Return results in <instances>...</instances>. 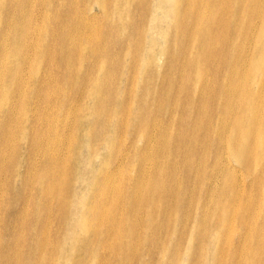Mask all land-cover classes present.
Wrapping results in <instances>:
<instances>
[{
	"label": "rangeland",
	"instance_id": "rangeland-1",
	"mask_svg": "<svg viewBox=\"0 0 264 264\" xmlns=\"http://www.w3.org/2000/svg\"><path fill=\"white\" fill-rule=\"evenodd\" d=\"M238 6L0 0V264H264L260 19L199 76Z\"/></svg>",
	"mask_w": 264,
	"mask_h": 264
},
{
	"label": "bare ground",
	"instance_id": "bare-ground-1",
	"mask_svg": "<svg viewBox=\"0 0 264 264\" xmlns=\"http://www.w3.org/2000/svg\"><path fill=\"white\" fill-rule=\"evenodd\" d=\"M243 15H255L260 19L261 22V28L257 32V38L256 42L264 35V10L258 8L256 10H249L247 8H243L238 6V9L236 10V16L232 22L231 28L230 25H226L223 28H221L218 31V37H216L217 32L214 28V18L208 23L207 25V31L204 38V45L201 50V55L198 54V60L200 61V66L202 69H200L199 76L202 73L210 74L208 69L204 67L206 62H209L210 64H216V61L213 60L214 55L219 52L222 48L226 46V44H235L238 45L241 42V45L238 49V54L242 57H246L248 54H250L254 47L252 42L250 41V38H245V36L248 33V36L251 37L257 30L258 25L254 24L253 21H248L246 24H243L241 22V17ZM253 25V26H252ZM224 31L226 33L227 39L220 42L221 32ZM192 34L194 37H196V33L192 31ZM243 40V41H242ZM263 48H264V39H263ZM264 69V66H263ZM217 72H214V75H217ZM244 77L237 80L238 86L231 92L223 94V96L228 98L231 101H234L235 98L239 99L241 95L249 96L250 89L245 92V82H243ZM239 87V88H238ZM199 94L202 96L205 94V98L202 100V103H205L207 101V98L210 96L208 94V91H205L203 84L200 83V92ZM259 98V105L260 109L264 107V87L262 86V90L259 91V94L257 96ZM252 102V98H251ZM233 106V103L230 105ZM228 117L231 118V121L229 122L228 130L229 128L241 130V128L238 126L236 117L237 115L233 112V114H227L223 117V119H227ZM240 139H236V142L233 143L235 146V150L237 152L240 151V148L238 146V142ZM250 151V150H249ZM242 158H244V164H249L251 161L247 158V156L244 157L245 151H242L239 153ZM229 166V165H228Z\"/></svg>",
	"mask_w": 264,
	"mask_h": 264
}]
</instances>
